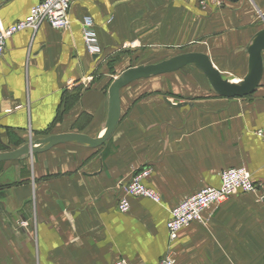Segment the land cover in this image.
<instances>
[{
    "label": "crops",
    "instance_id": "1",
    "mask_svg": "<svg viewBox=\"0 0 264 264\" xmlns=\"http://www.w3.org/2000/svg\"><path fill=\"white\" fill-rule=\"evenodd\" d=\"M41 0H0V26L24 20ZM70 25L11 36L0 57V151L75 134L100 140L109 88L128 70L182 55H203L222 80L240 85L249 48L264 35V0H79ZM90 18L99 48L82 36ZM264 48L260 78L245 97L218 95L195 64L127 84L117 122L99 146L61 140L33 154L29 169L0 162V264H264ZM13 146V147H12ZM10 150V149H9ZM7 150V151H9ZM245 168L256 190L211 206L169 243V212L219 174ZM143 183L159 204L122 187Z\"/></svg>",
    "mask_w": 264,
    "mask_h": 264
},
{
    "label": "built area",
    "instance_id": "2",
    "mask_svg": "<svg viewBox=\"0 0 264 264\" xmlns=\"http://www.w3.org/2000/svg\"><path fill=\"white\" fill-rule=\"evenodd\" d=\"M79 0H41L33 6L28 16L8 27L0 26V57L4 54L6 41L14 34L30 29L36 30L44 24L53 30L66 31L69 28V9ZM200 6L212 2L217 8H221L229 0H197ZM82 36L85 48L89 54L96 56L99 48L93 31L90 18L86 17L82 24ZM257 137L264 142V131L258 130ZM151 174L150 168H143L133 174L130 180L123 185L124 196L117 203L118 212L124 214L129 210V197L144 198L152 203L161 202L160 195L146 187L143 181ZM256 190L251 174L245 168H230L220 172L219 186L205 187L196 193L184 198L169 212L166 222V231L169 243H173L179 232L193 223H200L204 213L213 205L226 201L230 196L238 193H251ZM117 264H127L119 262ZM159 264H175L170 252L166 253Z\"/></svg>",
    "mask_w": 264,
    "mask_h": 264
},
{
    "label": "water",
    "instance_id": "3",
    "mask_svg": "<svg viewBox=\"0 0 264 264\" xmlns=\"http://www.w3.org/2000/svg\"><path fill=\"white\" fill-rule=\"evenodd\" d=\"M236 1V0H232ZM264 48V35L257 39L249 48L250 69L248 75L243 79L240 85H232L222 80L218 72L210 64L207 57L203 55H182L169 59L158 65H149L136 69H128L122 72L109 88V117L108 126L104 136L100 140H92L85 136L67 134L48 138L44 141L42 149L35 148L34 144L21 146L16 150L0 152V162L16 161L22 157L45 151L55 143L61 140H76L91 146L101 145L112 133L117 122L118 111V91L127 84L145 79L150 76H156L164 73L176 71L186 64H195L201 70L204 76L209 80L212 89L220 96L226 98L245 97L249 95L256 87L260 78V53Z\"/></svg>",
    "mask_w": 264,
    "mask_h": 264
},
{
    "label": "rangeland",
    "instance_id": "4",
    "mask_svg": "<svg viewBox=\"0 0 264 264\" xmlns=\"http://www.w3.org/2000/svg\"><path fill=\"white\" fill-rule=\"evenodd\" d=\"M47 139L48 138H42L40 140H34V141L30 139L29 141H27L26 143H24L22 146L29 145L31 143V144H34L35 148L42 149L44 147V143L43 142L46 141ZM19 148H17V149H19ZM9 149H10V151L12 150L11 147H9L8 150ZM13 150H16V149L13 148ZM5 151H7V150H5L4 148H2V152H5ZM32 156H33V154L24 156V157H22V159H19V160L14 161V163L12 165H10V166H12L13 168H14V166L23 167V169H24L23 172H25V170H28L29 169V164H30V160H31Z\"/></svg>",
    "mask_w": 264,
    "mask_h": 264
},
{
    "label": "trees",
    "instance_id": "5",
    "mask_svg": "<svg viewBox=\"0 0 264 264\" xmlns=\"http://www.w3.org/2000/svg\"><path fill=\"white\" fill-rule=\"evenodd\" d=\"M2 148H4L5 150H8V147L7 146H2Z\"/></svg>",
    "mask_w": 264,
    "mask_h": 264
}]
</instances>
